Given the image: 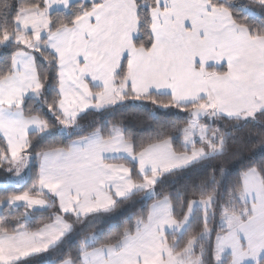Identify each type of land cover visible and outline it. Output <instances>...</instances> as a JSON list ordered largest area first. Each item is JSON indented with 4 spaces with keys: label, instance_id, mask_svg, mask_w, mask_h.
Masks as SVG:
<instances>
[{
    "label": "snow or ice",
    "instance_id": "snow-or-ice-1",
    "mask_svg": "<svg viewBox=\"0 0 264 264\" xmlns=\"http://www.w3.org/2000/svg\"><path fill=\"white\" fill-rule=\"evenodd\" d=\"M0 264H264V0H0Z\"/></svg>",
    "mask_w": 264,
    "mask_h": 264
},
{
    "label": "trees",
    "instance_id": "trees-1",
    "mask_svg": "<svg viewBox=\"0 0 264 264\" xmlns=\"http://www.w3.org/2000/svg\"><path fill=\"white\" fill-rule=\"evenodd\" d=\"M162 119L164 121H171L177 119V117L175 115H171L167 117H162ZM128 122L137 128L147 127L151 123L150 120H145L143 113H136L134 111H130L128 113ZM257 131L258 130H254L251 128L245 129L243 132L240 133V139L245 141L253 139ZM249 133H251V136L249 135ZM250 147L255 148V143L251 144Z\"/></svg>",
    "mask_w": 264,
    "mask_h": 264
}]
</instances>
